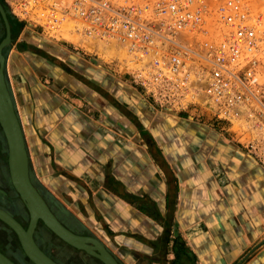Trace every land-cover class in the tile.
<instances>
[{"label":"crops","instance_id":"1","mask_svg":"<svg viewBox=\"0 0 264 264\" xmlns=\"http://www.w3.org/2000/svg\"><path fill=\"white\" fill-rule=\"evenodd\" d=\"M47 39L11 37L7 76L30 180L63 226L118 264H264V166L239 136ZM46 235L62 264H102Z\"/></svg>","mask_w":264,"mask_h":264},{"label":"built area","instance_id":"2","mask_svg":"<svg viewBox=\"0 0 264 264\" xmlns=\"http://www.w3.org/2000/svg\"><path fill=\"white\" fill-rule=\"evenodd\" d=\"M1 4L44 37L105 56L157 106L239 126L264 166V0Z\"/></svg>","mask_w":264,"mask_h":264},{"label":"water","instance_id":"3","mask_svg":"<svg viewBox=\"0 0 264 264\" xmlns=\"http://www.w3.org/2000/svg\"><path fill=\"white\" fill-rule=\"evenodd\" d=\"M0 17L4 25L5 36L0 43V120L7 145V166L14 189L26 204L30 223L24 230L11 216L0 210V220L6 223L18 236L26 256L33 264H57L47 257L34 243L32 233L38 220L42 221L54 234L71 247L83 251L102 264H118L112 255L94 238L74 234L60 224L46 205L42 196L30 180L28 156L22 129L16 114L10 85L4 71L3 51L11 45V29L8 12L0 2ZM3 70V75L1 72ZM6 83H4V79ZM25 234L26 237L25 238ZM0 264H13L0 253Z\"/></svg>","mask_w":264,"mask_h":264},{"label":"flooded vegetation","instance_id":"4","mask_svg":"<svg viewBox=\"0 0 264 264\" xmlns=\"http://www.w3.org/2000/svg\"><path fill=\"white\" fill-rule=\"evenodd\" d=\"M4 36L1 37L0 34V43ZM7 155L6 142L2 139V136H0V210H3V212L5 211V213L9 214V216H11L24 230H27L30 223V215L26 204L14 189L10 180L7 166ZM51 213L57 219L55 213ZM60 224L63 226L61 222ZM47 233L51 234V236L56 239H60L47 226H45L42 221L38 220L32 233V239L36 246L47 257L57 264H62V262L57 260L52 253V250L57 251V243H54L55 241L52 238H48L46 235ZM0 253L13 264H33L26 256L16 233L1 220Z\"/></svg>","mask_w":264,"mask_h":264},{"label":"rangeland","instance_id":"5","mask_svg":"<svg viewBox=\"0 0 264 264\" xmlns=\"http://www.w3.org/2000/svg\"><path fill=\"white\" fill-rule=\"evenodd\" d=\"M0 1L3 2V0H0ZM9 22H10V24H11V26H12V29H13L14 31L17 30V29L19 28L18 26H20V24H22V25H21V32L23 31V32L25 33V32H28V31L30 30V32H32L33 34H41L39 30L30 27L28 24L21 23V22L18 21V20L10 19ZM0 34H1V37H3V36L5 35L4 25H3V22H2V20H1V17H0ZM47 40H49V39H47ZM50 41H51V40H49V42H50ZM51 42H52V41H51ZM56 43L61 44V42H56ZM11 48H12V45H9V46L6 47V48L4 49V51H3V55H4V57H5L4 71H5V73H6V76H7V57H8V55H9V53H10ZM7 81H8V83H9V78H8V76H7ZM9 85H10V83H9ZM10 89H11V88H10ZM211 123H213V122L211 121ZM211 123H209V124H211ZM215 124H216V123H215ZM219 125H220V124H219ZM220 126L222 127V124H221ZM226 127H227V126H226ZM226 127H225V129H226ZM230 129L232 130V132H233L234 134H236V135L239 136V139H240V140L244 143V145H245V142H246L248 139H247V136L245 137V135H244V136L241 135V132H243V129L240 128L239 126H234V127L230 128ZM0 136H2V139L6 142V140H5V138H4V134H3V133H2V134L0 133ZM6 149H7V147H6Z\"/></svg>","mask_w":264,"mask_h":264},{"label":"trees","instance_id":"6","mask_svg":"<svg viewBox=\"0 0 264 264\" xmlns=\"http://www.w3.org/2000/svg\"><path fill=\"white\" fill-rule=\"evenodd\" d=\"M9 21H10V19H9ZM21 25H22V24H20V26H18L19 28H18L17 30L14 31V30L12 29L11 24H10L12 40H13V39L16 37V35L20 32V30H21Z\"/></svg>","mask_w":264,"mask_h":264},{"label":"bare ground","instance_id":"7","mask_svg":"<svg viewBox=\"0 0 264 264\" xmlns=\"http://www.w3.org/2000/svg\"><path fill=\"white\" fill-rule=\"evenodd\" d=\"M10 23V22H9ZM0 64H1V59H0ZM0 68H1V65H0ZM1 72H2V75H3V70L1 69ZM4 79V78H3ZM4 83H5V79H4ZM5 87H6V83H5ZM6 90H7V87H6ZM0 122H1V120H0ZM2 123V122H1ZM1 123H0V128H1V130H2V132H3V134H4V131H3V129H2V126H1ZM4 138H5V136H4ZM6 147H7V145H6ZM9 173V172H8ZM11 180V179H10ZM3 211V210H2ZM5 212V211H4ZM9 215V214H8ZM25 238H27L26 237V234H25Z\"/></svg>","mask_w":264,"mask_h":264}]
</instances>
